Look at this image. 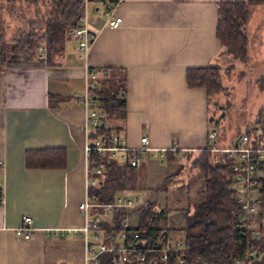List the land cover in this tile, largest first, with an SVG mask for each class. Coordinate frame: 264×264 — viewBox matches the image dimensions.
I'll return each mask as SVG.
<instances>
[{"label":"crops","instance_id":"0c3cea01","mask_svg":"<svg viewBox=\"0 0 264 264\" xmlns=\"http://www.w3.org/2000/svg\"><path fill=\"white\" fill-rule=\"evenodd\" d=\"M245 1L85 0V17L95 35L87 59L79 56L72 36L59 52L12 53L0 68V264L86 262L83 234L68 232L85 224L79 207L88 192L84 147L89 141L79 98L87 71L99 81L109 76L122 85L124 112L112 116L111 125L107 122L113 131L122 132L133 149L146 135L153 149L143 154L136 170L137 190L124 194L139 200L136 205L149 200L166 210L168 233L178 239L173 234L178 231L183 237L187 213L201 203L189 202V183L196 176L191 165L211 144V99L205 88L189 87L187 72L213 67L223 71L218 4ZM5 4L0 0V8ZM108 5L123 20L119 28L107 25ZM0 24L7 40L20 28L3 10ZM246 31L247 60L229 63L244 75V68L264 65V4L249 7ZM49 150L64 152L61 167L27 165L29 152ZM24 216L34 221L30 239L15 235Z\"/></svg>","mask_w":264,"mask_h":264},{"label":"trees","instance_id":"16d2710c","mask_svg":"<svg viewBox=\"0 0 264 264\" xmlns=\"http://www.w3.org/2000/svg\"><path fill=\"white\" fill-rule=\"evenodd\" d=\"M5 1L6 4L1 5L0 10L15 18L20 28L14 37L7 40V30L0 24V68L9 60L13 52L35 48L42 42H45L44 45L48 46L51 52H59L67 37L72 36V31L83 18L85 10V0ZM260 4H264V0L218 4L217 37L223 47L222 55L226 59L232 58L240 62L247 60L248 9L251 5ZM98 82L95 93L98 96L99 107L104 111L105 119L104 126L95 128L90 133V138H99L108 145L113 129L107 122L112 116L124 112L125 96L122 95L124 90L121 89V83L115 79L103 76L100 81L98 78ZM187 83L191 88H205L210 99L213 93H219L223 87L220 70L215 67L189 70ZM117 132L123 135L122 132ZM213 149L212 146L205 148L191 165L192 170L200 172L203 176L204 188L201 194L204 196V201L194 205L192 211L187 213V226L182 237L184 242L181 251L182 262L178 260L176 253H170L164 264H233L236 258L244 259L245 264H264V238L256 239L250 230L235 227L242 215V207L233 187L232 167L235 160L218 161ZM168 154L166 153L165 157H169ZM89 159L91 171L99 167L103 168L100 185L88 191L91 199L97 204H114L116 198L123 193L137 190L138 167H118L109 153L103 155L91 153ZM63 162L62 150L29 152L27 155V165L30 168H58ZM262 168L264 169V165ZM259 194L258 202L264 208V180ZM137 202L139 203V200ZM136 210L140 215L137 229L141 241L159 249L161 236L168 234V229L164 226L167 211L160 210L157 204L146 200L134 210L114 208L111 215L102 208L97 209L96 212L103 217L101 229L106 232V237H110L122 230V223ZM253 253L261 254V259L257 255L252 259ZM149 258V261L143 264H163L158 253L149 254ZM102 264H115L112 255L103 256ZM126 264H138V262L132 260Z\"/></svg>","mask_w":264,"mask_h":264},{"label":"built area","instance_id":"2783aa9c","mask_svg":"<svg viewBox=\"0 0 264 264\" xmlns=\"http://www.w3.org/2000/svg\"><path fill=\"white\" fill-rule=\"evenodd\" d=\"M107 25L111 28H119L123 20L116 15L115 6H107ZM72 36L77 42L79 56L87 59L95 35L90 31L85 17L79 21L78 26L72 31ZM44 53L50 52L48 46L41 48ZM85 92L79 98V103L86 113L84 130L89 142L84 147L87 157V191L100 185V178L103 176V168L99 167L90 170L91 153L103 155L109 153L115 159L118 167L130 166L137 168L141 165L143 154L153 151L150 146L148 136L144 135L140 139L138 148H130L127 145L125 136L113 131L110 135L109 144L106 145L101 139H91L90 133L104 122L105 115L103 109L99 107L98 96L95 89L98 85V77L92 71H87L85 78ZM252 134H247L236 141L232 148L214 147L213 152L217 155L218 161L225 162L227 159H234L233 187L236 196L242 207V215L236 222L237 229H246L255 236L256 239L264 238V208L258 202L259 189L264 180V129L252 127ZM215 133L208 135L213 139ZM137 200L127 197L125 194L119 196L114 204H97L87 192L86 199L81 203L79 209L85 219L82 229L69 231V235L83 234L86 241V262L85 264H102V257L111 254L115 264H126L134 260L138 264L149 261V254L158 253L161 263H166L170 253H176L178 260L182 262L181 251L184 247L182 238L174 239L169 233L161 236V246L152 248L147 242L141 241L140 232L137 227H132L129 218L122 223V230L110 237H106V232L101 229L103 217L97 213V209H105L108 215L112 214L114 208H124L134 210L137 207ZM34 221L30 216H24L20 227L15 229V235L20 239H30L35 233ZM94 232L90 237V233ZM81 234V235H82ZM250 255V253H248ZM257 255L261 259V254ZM152 257V256H151ZM153 261H155L152 258ZM152 261V263H153ZM244 259L236 258L233 264H245Z\"/></svg>","mask_w":264,"mask_h":264},{"label":"rangeland","instance_id":"374dc122","mask_svg":"<svg viewBox=\"0 0 264 264\" xmlns=\"http://www.w3.org/2000/svg\"><path fill=\"white\" fill-rule=\"evenodd\" d=\"M44 43L37 44L35 49L33 47L29 50L39 49L41 52V48L45 46ZM224 60L225 66L223 71H220L224 84L219 93H213L210 100L211 106H209L210 130L215 133V137L210 139V146L232 148L239 138L253 133L252 127L264 129V88H262L264 71H261L264 65L260 64L261 68L256 67L257 69L244 68V75L238 68L229 66L234 59L225 57ZM110 121L108 120L111 125ZM195 172L196 176L194 175L189 183L191 204L204 201V196L201 194L204 188L203 176L197 174L198 171L195 170ZM192 209L191 206L190 211ZM138 217L139 212L136 210L131 214L129 223L136 224ZM90 234L93 236L94 232ZM173 234L176 238H182L178 231Z\"/></svg>","mask_w":264,"mask_h":264},{"label":"water","instance_id":"95a60500","mask_svg":"<svg viewBox=\"0 0 264 264\" xmlns=\"http://www.w3.org/2000/svg\"><path fill=\"white\" fill-rule=\"evenodd\" d=\"M101 126H104V122L101 123Z\"/></svg>","mask_w":264,"mask_h":264}]
</instances>
